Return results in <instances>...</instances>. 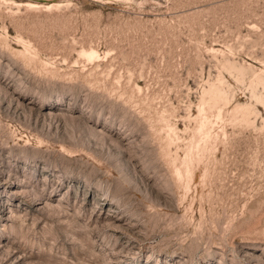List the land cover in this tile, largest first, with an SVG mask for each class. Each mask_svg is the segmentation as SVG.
I'll return each mask as SVG.
<instances>
[{
	"label": "rangeland",
	"instance_id": "rangeland-1",
	"mask_svg": "<svg viewBox=\"0 0 264 264\" xmlns=\"http://www.w3.org/2000/svg\"><path fill=\"white\" fill-rule=\"evenodd\" d=\"M0 264H264V0H0Z\"/></svg>",
	"mask_w": 264,
	"mask_h": 264
}]
</instances>
